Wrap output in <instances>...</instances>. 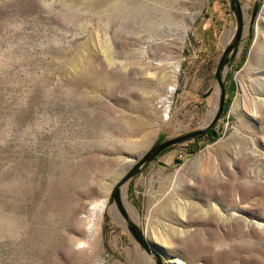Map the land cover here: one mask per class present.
<instances>
[{"label": "rangeland", "instance_id": "374dc122", "mask_svg": "<svg viewBox=\"0 0 264 264\" xmlns=\"http://www.w3.org/2000/svg\"><path fill=\"white\" fill-rule=\"evenodd\" d=\"M235 3L248 30L219 120L159 154L122 197L162 264H264V234L246 227L264 223V0ZM234 29L229 0H0V264H154L110 191L159 138L204 126Z\"/></svg>", "mask_w": 264, "mask_h": 264}, {"label": "water", "instance_id": "95a60500", "mask_svg": "<svg viewBox=\"0 0 264 264\" xmlns=\"http://www.w3.org/2000/svg\"><path fill=\"white\" fill-rule=\"evenodd\" d=\"M229 8L232 12L235 29L232 38L229 43H227L222 51V54L218 60V63L214 72V79L216 81L219 94L217 97L216 108L214 114L212 115L210 121H208L202 128L190 131L188 133L172 137V138H162L157 140L139 159L135 160V163L130 166V168L117 180V182L112 187L109 198L113 202L115 208L120 214L124 221V228L131 235L133 240L137 243L139 248H141L144 253L153 258L154 264H162L158 252L153 247V245L146 239L144 232H142L128 217V214L122 204V197L124 188L128 183L137 176L141 170L146 167L153 159H155L163 151L179 145L183 142L195 139L202 136L208 130H210L213 125L219 120L223 103H224V87H223V73L227 66V63L231 58L234 57L236 53L237 44L242 33V15L240 7L235 3V0H229ZM254 14V12H253ZM253 16V15H252Z\"/></svg>", "mask_w": 264, "mask_h": 264}, {"label": "bare ground", "instance_id": "6f19581e", "mask_svg": "<svg viewBox=\"0 0 264 264\" xmlns=\"http://www.w3.org/2000/svg\"><path fill=\"white\" fill-rule=\"evenodd\" d=\"M199 1H201V0H199ZM246 9H247V5H244L242 8H240L242 19L244 21L246 20V12H247ZM259 15L261 17V18H259V22H263L264 23V6H263L261 12L259 13ZM245 30L247 31L248 28L243 29L242 33H245L246 32ZM242 33H241V36H242ZM258 36L259 35H257L256 40L253 42V45L251 47L250 55H249V58H248L247 63H246L247 65L249 63H251L253 58L255 57V52H256V48H257V45H258L257 43H258V39H259ZM226 40L227 39H225L224 45L227 44V41L229 39L227 41ZM263 57H264V53H263ZM172 73H173V75H175L176 69H174ZM173 92H174V87L171 84L170 86L166 87L163 96L161 98H159L158 101H157V103L162 104L164 106V114L162 116V120L161 121H166L167 118H168V112H169L170 104H171L169 99L171 98ZM262 104H263V107H264V102ZM215 108H216V103L212 105L211 110L207 113L204 125L208 121H210L212 115L214 114ZM260 114L261 115L264 114V108H263L262 111H259V115ZM255 157L256 158H254V159H256V160H259V158H261V157H258V156H255ZM249 175L252 176L251 173H249ZM125 192L126 191H125V188H124L123 196L125 195ZM233 204L230 207L235 209L237 212L241 213L242 212V208L240 206H238L237 204H235V203H233ZM127 206L129 207V209L131 211H133V207H131L129 204ZM105 207H106V198L104 197V195H101V197L96 202H93L90 205H88V208L86 209V216H85V221H86V226L85 227H86V233H87L88 236H90L93 233L94 227H96L95 225L97 224V222L99 220V217L101 216V214L104 211ZM114 217L117 218L116 214H114ZM258 218H261V217H258ZM233 219H234V217H233ZM238 220H239V218L234 219L235 222L238 221ZM246 227H248V229H251V230H258L260 233L264 234V223H258V222H253L252 220H249L246 223ZM172 263L173 264H179V261L172 260Z\"/></svg>", "mask_w": 264, "mask_h": 264}, {"label": "trees", "instance_id": "16d2710c", "mask_svg": "<svg viewBox=\"0 0 264 264\" xmlns=\"http://www.w3.org/2000/svg\"><path fill=\"white\" fill-rule=\"evenodd\" d=\"M214 126V125H213ZM213 128V127H212ZM212 128L210 129V130H208L207 132H206V134H208L211 130H212ZM160 139H162V138H159L158 140H160ZM164 152V151H163ZM177 162H179L178 160H177Z\"/></svg>", "mask_w": 264, "mask_h": 264}]
</instances>
